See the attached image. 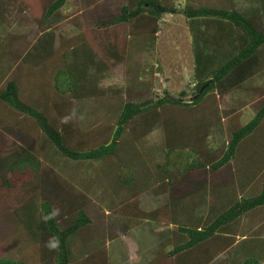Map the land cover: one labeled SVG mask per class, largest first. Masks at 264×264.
Returning a JSON list of instances; mask_svg holds the SVG:
<instances>
[{
	"label": "trees",
	"instance_id": "16d2710c",
	"mask_svg": "<svg viewBox=\"0 0 264 264\" xmlns=\"http://www.w3.org/2000/svg\"><path fill=\"white\" fill-rule=\"evenodd\" d=\"M67 2L0 0V28L35 24L42 47L29 60L26 36L0 35V264H110L106 240L142 219L175 227L148 264H264V0H73L80 31L56 46L48 22ZM164 13L190 32L193 86L178 96L143 81ZM118 63L126 82L107 92ZM154 129L167 198L144 212L138 142ZM93 161L116 169L117 198L67 170Z\"/></svg>",
	"mask_w": 264,
	"mask_h": 264
},
{
	"label": "rangeland",
	"instance_id": "374dc122",
	"mask_svg": "<svg viewBox=\"0 0 264 264\" xmlns=\"http://www.w3.org/2000/svg\"><path fill=\"white\" fill-rule=\"evenodd\" d=\"M180 0H177L179 2ZM217 3H222V0H216ZM223 6V5H222ZM75 12L73 0H68L66 6L60 13L58 18L50 20L49 27H51V35L53 36V44L58 45L60 38L73 37L80 31L76 27L66 22L67 16ZM36 25L29 22L16 23L11 26H4L0 28V35L5 33H11L26 39L25 42H29L27 48V54H29V60L32 57L38 55L42 51V47L38 44V35ZM45 30V27H42ZM47 31V30H45ZM43 45H48L45 42ZM26 55V54H24ZM145 65L149 70H153L154 74L150 77L149 74L143 76L144 79H148L153 85V91L158 95H161L163 90L169 91L172 95L178 96L179 92L183 89H192L193 81L191 79L193 74V61L191 51V38L188 26L185 18L181 13H170L164 15L160 21V33L158 34L157 42L151 49L150 53L145 57ZM123 63L115 64L112 70L104 73L103 79H101V85L110 91L109 87L119 88L122 83L125 84L123 79ZM106 67V64H105ZM160 67V71L157 68ZM93 104V102H91ZM253 114V108L251 105H247L244 109V114L241 119V123L248 122ZM105 118V116H104ZM67 120L66 116L63 120ZM108 120V119H107ZM109 120L112 119L109 117ZM127 141L130 139L129 133L125 135ZM222 137L218 133H212L210 137V146L218 147ZM138 147L143 155L144 163L139 169L141 175V181L145 185L143 188L138 189V194L134 198L138 207L144 212H149L159 208L165 203L167 194L161 193L158 190V179L155 167L157 164L163 162V147H162V134L160 130L154 129L153 132L147 134L138 142ZM120 162V161H119ZM67 165V170L70 175H79L84 179L83 185H87L89 188L95 187V191L101 195L103 192L104 199L112 200L117 198V187L111 188L112 178L116 176V169L110 167H101L99 162H83L79 165L71 164ZM69 166V168H68ZM83 174V175H82ZM149 175H152L149 176ZM148 177H151L148 184H146ZM153 187V188H152ZM129 192H120V195L126 196ZM130 195H127V197ZM106 197V198H105ZM108 197V198H107ZM108 200H105L108 202ZM110 203V202H108ZM115 204L117 202L114 201ZM111 204V205H115ZM136 204V203H135ZM107 209V208H106ZM205 208L199 211V214L204 213ZM132 213H129L131 215ZM123 215V214H122ZM127 214V216H129ZM134 216L131 215L130 218ZM7 220L9 228L12 224L8 217H3ZM135 219V217H134ZM137 220V219H135ZM138 220L136 224L132 223L128 226L122 227L116 231L113 239L106 240V248L108 252V258L110 264H147L149 261H153L157 257L159 248L167 245V234L171 233L169 227L173 225H167L166 222L161 221L159 223L149 222L150 220ZM141 224L138 228L137 224ZM18 230H14L13 233H17ZM170 235V234H169ZM14 236V235H13ZM12 236V237H13ZM100 237V236H99ZM90 237H86V241ZM93 244V243H92ZM90 244V245H92ZM168 248V247H165Z\"/></svg>",
	"mask_w": 264,
	"mask_h": 264
},
{
	"label": "clouds",
	"instance_id": "9594fccd",
	"mask_svg": "<svg viewBox=\"0 0 264 264\" xmlns=\"http://www.w3.org/2000/svg\"><path fill=\"white\" fill-rule=\"evenodd\" d=\"M56 214H58V213L54 212L52 215L54 216V215H56ZM51 218H52V217H50V216H46L44 219H45V220H48V219H51ZM48 246H49L50 249H56V248L59 247V241H58V240H54V241L51 242Z\"/></svg>",
	"mask_w": 264,
	"mask_h": 264
},
{
	"label": "crops",
	"instance_id": "0c3cea01",
	"mask_svg": "<svg viewBox=\"0 0 264 264\" xmlns=\"http://www.w3.org/2000/svg\"><path fill=\"white\" fill-rule=\"evenodd\" d=\"M251 117H252V116H251ZM140 209H141V208H140ZM145 221H146V220H145ZM149 222H150V221H149ZM140 225H141V224L139 223V225L137 224L135 227L138 228ZM169 228H171V227H169ZM171 230H172V228L170 229V232H171ZM169 234H170V235H169ZM167 235H168V236H167L166 238H167V242H168V241H169V238H170V236H171V233H168ZM163 246H164V245H162L161 247H163ZM161 247H160V248H161ZM160 248H159V249H160ZM149 262H150V261H149ZM149 262H148V263H149ZM148 263H147V264H148Z\"/></svg>",
	"mask_w": 264,
	"mask_h": 264
},
{
	"label": "water",
	"instance_id": "95a60500",
	"mask_svg": "<svg viewBox=\"0 0 264 264\" xmlns=\"http://www.w3.org/2000/svg\"><path fill=\"white\" fill-rule=\"evenodd\" d=\"M202 91V89L200 90V92Z\"/></svg>",
	"mask_w": 264,
	"mask_h": 264
}]
</instances>
